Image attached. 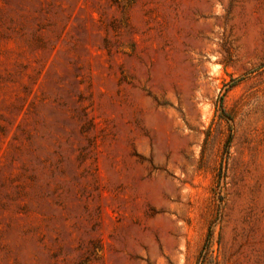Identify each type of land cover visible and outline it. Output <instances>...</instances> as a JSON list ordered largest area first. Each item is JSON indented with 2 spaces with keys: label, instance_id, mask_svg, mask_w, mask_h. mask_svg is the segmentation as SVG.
I'll return each instance as SVG.
<instances>
[{
  "label": "rangeland",
  "instance_id": "1",
  "mask_svg": "<svg viewBox=\"0 0 264 264\" xmlns=\"http://www.w3.org/2000/svg\"><path fill=\"white\" fill-rule=\"evenodd\" d=\"M0 264H264V0H0Z\"/></svg>",
  "mask_w": 264,
  "mask_h": 264
}]
</instances>
